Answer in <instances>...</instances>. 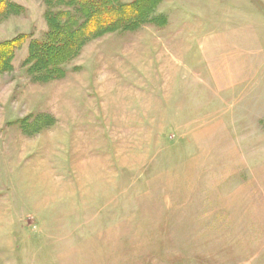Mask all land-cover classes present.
<instances>
[{"label": "rangeland", "instance_id": "1", "mask_svg": "<svg viewBox=\"0 0 264 264\" xmlns=\"http://www.w3.org/2000/svg\"><path fill=\"white\" fill-rule=\"evenodd\" d=\"M56 2L0 17V264H264V0H158L45 79Z\"/></svg>", "mask_w": 264, "mask_h": 264}, {"label": "trees", "instance_id": "2", "mask_svg": "<svg viewBox=\"0 0 264 264\" xmlns=\"http://www.w3.org/2000/svg\"><path fill=\"white\" fill-rule=\"evenodd\" d=\"M71 10L48 14L49 31L43 42L30 41L28 63L31 73L60 77L61 66L67 63L87 41L117 30L133 28L153 14L158 0H45ZM10 3V2H9ZM7 0H0V17L13 11ZM28 37L19 35L0 43V74L11 70V61ZM34 71V72H33Z\"/></svg>", "mask_w": 264, "mask_h": 264}]
</instances>
